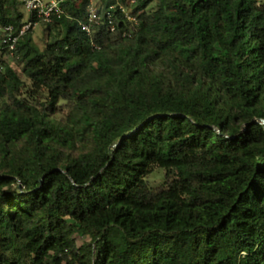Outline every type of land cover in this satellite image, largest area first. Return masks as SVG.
I'll list each match as a JSON object with an SVG mask.
<instances>
[{
  "label": "trees",
  "instance_id": "trees-1",
  "mask_svg": "<svg viewBox=\"0 0 264 264\" xmlns=\"http://www.w3.org/2000/svg\"><path fill=\"white\" fill-rule=\"evenodd\" d=\"M118 2L1 53L0 264H264V0Z\"/></svg>",
  "mask_w": 264,
  "mask_h": 264
},
{
  "label": "built area",
  "instance_id": "built-area-1",
  "mask_svg": "<svg viewBox=\"0 0 264 264\" xmlns=\"http://www.w3.org/2000/svg\"><path fill=\"white\" fill-rule=\"evenodd\" d=\"M25 9L30 13H35L39 19H42L44 22L51 23L54 20V17H62L65 13V4L70 0H21ZM137 3V0H127L126 3L118 2L110 6L107 12V25L110 31L117 35L119 33L118 26L114 19V12L120 11L125 14V16L134 22L137 23V18L131 14V8L134 7ZM39 22L29 21L26 26L21 29L20 34L15 33V28L12 25L7 26L4 31L5 35L0 42V53H3L5 50H14L15 45L22 34L26 30L33 28ZM103 24V15L98 7L96 1L90 0L88 6L87 18L85 21L81 22L82 29L86 31L90 36H92L99 26ZM123 36L130 35L126 29L122 31Z\"/></svg>",
  "mask_w": 264,
  "mask_h": 264
},
{
  "label": "rangeland",
  "instance_id": "rangeland-1",
  "mask_svg": "<svg viewBox=\"0 0 264 264\" xmlns=\"http://www.w3.org/2000/svg\"><path fill=\"white\" fill-rule=\"evenodd\" d=\"M97 3V0H94ZM23 11L25 13V20L28 22L30 19V12H28L26 9L23 8ZM32 34L34 41L40 46L43 47L46 40H47V33L45 32V27L42 24H37L32 28ZM8 61H13L10 58H7V56L3 57ZM0 59H1V53H0ZM21 68V66H19ZM67 109L65 107L61 108V111L57 116L61 117L62 115L65 116L67 114ZM78 151H74V154H77ZM150 181L152 183L159 184L163 181V170H158L154 175L151 176ZM82 242V241H81ZM80 242V243H81Z\"/></svg>",
  "mask_w": 264,
  "mask_h": 264
},
{
  "label": "clouds",
  "instance_id": "clouds-1",
  "mask_svg": "<svg viewBox=\"0 0 264 264\" xmlns=\"http://www.w3.org/2000/svg\"><path fill=\"white\" fill-rule=\"evenodd\" d=\"M25 8V7H24ZM1 42V41H0Z\"/></svg>",
  "mask_w": 264,
  "mask_h": 264
}]
</instances>
